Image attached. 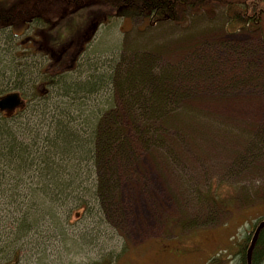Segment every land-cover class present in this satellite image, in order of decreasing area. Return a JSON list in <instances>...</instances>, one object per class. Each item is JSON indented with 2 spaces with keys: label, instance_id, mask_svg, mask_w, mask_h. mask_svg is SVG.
Returning <instances> with one entry per match:
<instances>
[{
  "label": "rangeland",
  "instance_id": "374dc122",
  "mask_svg": "<svg viewBox=\"0 0 264 264\" xmlns=\"http://www.w3.org/2000/svg\"><path fill=\"white\" fill-rule=\"evenodd\" d=\"M43 1L45 16L57 28L51 43L59 47L83 34L99 10L110 15L99 14L93 41L76 70L45 88L48 59L23 44L36 37L37 25L15 34L0 30V95L22 92L28 103L11 119L0 114V124L26 134L31 143L38 131L52 136L63 126L76 138H70L73 146L88 149L96 115L113 111L128 150L101 164L110 170L100 175L112 177L115 185L106 212L89 198L96 176L91 157L70 156L81 171L67 193L89 204L66 219L71 202L65 204L56 190V204L47 201L44 208L47 214L56 208L63 215L64 234L48 215L29 226L20 241L19 264H240V244L264 221L262 31L230 32L219 5L189 13L186 24L178 26L119 17L99 4L72 5L78 0ZM135 69L153 78L169 75L176 88L153 119L143 114V104L151 100L144 97L145 90L152 93L150 84L133 94L122 92L124 72ZM15 76H23L17 85ZM104 76L91 94L69 96L62 84L77 89ZM37 83L42 99L34 93ZM112 117H107L109 124ZM9 226L6 232H14L12 222Z\"/></svg>",
  "mask_w": 264,
  "mask_h": 264
},
{
  "label": "trees",
  "instance_id": "16d2710c",
  "mask_svg": "<svg viewBox=\"0 0 264 264\" xmlns=\"http://www.w3.org/2000/svg\"><path fill=\"white\" fill-rule=\"evenodd\" d=\"M65 1L68 3V0ZM85 1L78 0L72 5L79 6L81 4L80 7H85L90 4H99L100 7L107 6L118 11L119 17L140 16L152 24L172 22L178 26L186 24L189 13L209 11L213 5H219L226 11L230 32L235 33L250 28L261 30L264 36V0H88L90 3L87 5L83 4ZM46 6L47 4L43 0L0 1V30L10 29L14 33L20 30L27 31L31 25H37L33 32L36 37L23 44L28 46V49L44 52L48 59V64L43 69V88L47 87L46 84L50 85L51 82L55 85L57 79L76 70L80 56L93 41L92 36L97 27L95 22L99 20V14H102L104 19L110 15V10H99V14L89 18L87 23L89 25L83 34L75 35L73 39L59 47L51 43L52 33L57 28H55V23L44 14ZM64 8L71 9L68 4ZM24 49L28 50L26 47ZM143 66L147 67L146 64ZM123 75L125 79L122 87L123 93L133 94L138 89H144L147 84L152 86V93L145 90L144 97L151 100L146 99L148 103L143 104L144 115L147 113L149 119H153L163 112V107L170 102V94L173 93V87L175 88L171 85L172 78L169 75L153 78L151 72L143 73L136 69L129 74L124 72ZM105 78V76L104 78H93L85 85H78L77 89L72 84L69 85L66 82H62V84L65 93L69 96L71 92L91 94L99 89V85L106 80ZM3 80L5 81L6 78L3 77ZM22 80L23 76H15L13 79L16 85ZM4 84H9V81ZM38 86L37 83L35 85L37 91L34 93L37 98L42 99L45 95L42 96ZM2 92L0 98L3 95L15 93ZM16 93H19L25 105L23 108L17 109L11 116L0 112L5 118L11 119L18 112L24 113L27 109L28 103L24 93ZM150 109L153 112L152 116L148 114ZM114 113L109 111L99 115L95 114L94 125L90 133L92 142L88 149H84L83 146H73L70 140L73 136L63 126L56 128L52 136L49 131L47 136L38 131L34 137L36 143L34 140L31 143L26 141V134H20L8 125L0 124V264H19L23 253V245L20 241L27 235L28 227L39 225L44 221L43 218L46 215L52 220V225L55 226L57 232L61 235L64 234L63 215L62 217L58 216L56 208H50L47 214V210L44 208L47 201L50 204H56L58 196L55 193L56 190L61 191L59 196L64 197L65 204L71 202L65 212L67 213L65 214L66 219L73 215H79V210L88 206V201L82 200L81 197H78L80 201H77L71 193H67L77 183L78 173L81 171L78 166L76 167L70 162V156L73 154L85 153L91 157L96 176L92 180L93 185L89 190V198L105 212L108 210L115 185L111 182L112 177L100 175L99 172L103 169L107 172L110 170L108 166L102 168L101 164L106 158L114 155L123 157L128 150L125 142L127 137L124 138L125 135L115 127L116 113ZM109 116H113L112 120L110 119L111 125L107 121ZM74 139L76 138H73V141ZM40 140H42L41 144H39ZM30 174L32 176H29ZM32 204H35L37 209L28 207ZM10 222L15 230L7 233L6 229L10 228ZM254 232L255 230L240 244V264H247L246 254ZM252 264H264V229L256 243Z\"/></svg>",
  "mask_w": 264,
  "mask_h": 264
},
{
  "label": "water",
  "instance_id": "95a60500",
  "mask_svg": "<svg viewBox=\"0 0 264 264\" xmlns=\"http://www.w3.org/2000/svg\"><path fill=\"white\" fill-rule=\"evenodd\" d=\"M24 105V101L22 100L19 93H9L0 98V112L6 113L7 116H11L17 109L23 108ZM263 229L264 221L260 222V224L257 226L251 239V243L246 254L247 264H252L253 252Z\"/></svg>",
  "mask_w": 264,
  "mask_h": 264
}]
</instances>
